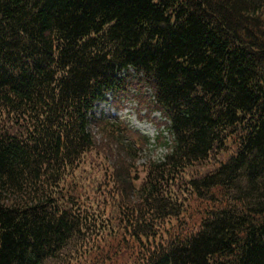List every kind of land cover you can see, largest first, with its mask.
Wrapping results in <instances>:
<instances>
[{"label":"trees","instance_id":"obj_1","mask_svg":"<svg viewBox=\"0 0 264 264\" xmlns=\"http://www.w3.org/2000/svg\"><path fill=\"white\" fill-rule=\"evenodd\" d=\"M0 264H264V0H0Z\"/></svg>","mask_w":264,"mask_h":264},{"label":"rangeland","instance_id":"obj_2","mask_svg":"<svg viewBox=\"0 0 264 264\" xmlns=\"http://www.w3.org/2000/svg\"><path fill=\"white\" fill-rule=\"evenodd\" d=\"M91 115L96 118L106 117L107 120H110L113 116H118L130 128L139 131L143 136L151 140L148 149L139 153L140 161L138 164L148 161H160L165 155V150L156 145L155 133L159 132V130L158 127H155V122L143 118L141 114H138L134 105L130 106L126 111L119 113L110 103H98L91 111Z\"/></svg>","mask_w":264,"mask_h":264}]
</instances>
